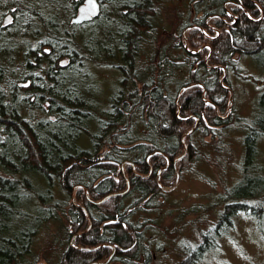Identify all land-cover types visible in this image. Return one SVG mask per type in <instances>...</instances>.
<instances>
[{
	"label": "trees",
	"instance_id": "trees-1",
	"mask_svg": "<svg viewBox=\"0 0 264 264\" xmlns=\"http://www.w3.org/2000/svg\"><path fill=\"white\" fill-rule=\"evenodd\" d=\"M98 1L100 14L76 24L85 0H0V264H153L169 254L158 234L178 236L189 216L202 227L190 220L195 231L178 242L176 264H207L213 256L226 264L218 255L239 219L264 221V93L249 112L257 127L240 124L239 175L229 186L231 155L221 146L228 140L214 139L218 118L198 84L227 114L226 92L211 80L221 71L208 64L232 69L241 55L264 67L261 23L210 39L193 25L215 35L209 25L224 23L205 20L232 5L191 0L192 12L166 43L162 0ZM185 41L192 50L210 48L192 54ZM196 116L199 126L185 135ZM199 132L213 139L202 145L214 146L224 181L207 203L181 208L174 197L182 177L208 179L193 169L202 156ZM178 175L171 191L158 182L172 187ZM174 212L169 231L163 225ZM44 241L51 252H40Z\"/></svg>",
	"mask_w": 264,
	"mask_h": 264
},
{
	"label": "rangeland",
	"instance_id": "rangeland-1",
	"mask_svg": "<svg viewBox=\"0 0 264 264\" xmlns=\"http://www.w3.org/2000/svg\"><path fill=\"white\" fill-rule=\"evenodd\" d=\"M191 0H162L159 4L160 7V20L162 21L161 24L163 28L167 27L166 32V43H170V37L172 35V32L176 29V27L179 25V23L186 18L192 10L190 9V3ZM238 62V65L243 67V70L248 71V67L245 65V63ZM234 77V76H233ZM236 81V79H235ZM248 83L247 81H244L241 84H234L235 87V105L234 108H238L239 114L243 116V114L246 115L248 113V109H252L253 103L250 104V102L254 101V95L256 92L254 89L249 86L248 89ZM253 111V110H252ZM249 114V113H248ZM251 114V113H250ZM254 115V114H252ZM249 116V115H248ZM218 130V129H217ZM216 130V131H217ZM224 130L223 128H219L217 135V138H214L215 140H228L227 145L221 144V146L226 147L225 152H228L230 156L229 161V172H228V178H229V186L233 184L234 181L238 178V172L240 164V155L242 153V140H243V133H241L239 130L234 128L233 130H227V133L225 134V137L223 139L222 135L219 133L220 131ZM196 140H200V146L199 149L201 151V158L197 161V163L193 164L194 171L198 173H205L208 174L210 177L204 174V176L208 179H204V181L198 180L194 174H189L190 176L182 177L181 182L177 188L176 196L174 199H179L181 208H190V206L194 204L201 203H207L208 199L206 198L208 193H212L213 195H216L220 189L223 181H220V178L218 176V173L221 169L220 160L218 161L217 153L213 152V145L211 146V152L202 145L203 140H213L211 138L206 137L202 132H199L196 134ZM217 141H213L212 144L216 143ZM209 143V142H208ZM260 147V156L259 161L260 164L264 162V140L259 142ZM207 157V159L205 158ZM215 167L218 172H214V169L210 167ZM192 167V166H191ZM202 173V174H203ZM210 180L212 183H216L215 188L210 186L209 182ZM170 188V187H168ZM177 197V198H176ZM178 216L177 212H174L172 217L166 216V222H164L163 227L169 228V231L171 228H173V222L176 223L173 219L175 216ZM193 219V223H195L197 226L202 227V222L197 220L198 218L196 216H189L188 218H185V220L180 223L179 226L182 224H185V229L181 231V233H178V236L166 234V235H159L158 239L160 238L163 240V245L167 244L169 254L163 257V255H159L156 257V261L153 264H176L178 261V256L180 255L178 247V242L180 239L184 237H192L194 229V224L190 223V220ZM193 225V226H192ZM182 236H181V235ZM196 237V235L194 234ZM193 236V237H194ZM42 241V240H41ZM42 249H40V252L47 253L52 251V246L50 243H41ZM38 246V249H39ZM174 247V249H173ZM223 249L218 255V258L222 257L223 259H226V264H264V221L263 223L259 224L257 222H253L251 220H247L244 218H240L237 225V230L235 231V234H232L231 237L226 240L223 245ZM41 248V247H40ZM173 249V251H172ZM43 250V251H42ZM165 252V251H164ZM171 253V254H170ZM181 256V255H180ZM214 258L208 259L207 264H224L223 262H219L220 259H217L216 256H213Z\"/></svg>",
	"mask_w": 264,
	"mask_h": 264
},
{
	"label": "flooded vegetation",
	"instance_id": "flooded-vegetation-1",
	"mask_svg": "<svg viewBox=\"0 0 264 264\" xmlns=\"http://www.w3.org/2000/svg\"><path fill=\"white\" fill-rule=\"evenodd\" d=\"M204 0H201V2ZM230 5H232V7H230ZM228 6L230 7V10L224 14H219V13H214V15H211L210 17H208L205 20V23L207 25H209V21L212 20L213 18H218L220 19L224 25L225 28L223 27H216V26H212L209 25L216 33L215 35H209L206 30H204V28L202 27L201 24H195L193 25L194 28H199L202 29V31L210 38V39H217L219 38L222 33H224V31L228 32L231 36V38H233V34L236 33L235 31H237L241 26H247L250 25V23L255 24L256 26L259 24V26L261 25L262 31L260 32V42H262L261 46V50L260 52L262 54H264V0H226L224 3V7L228 8ZM203 13H193L192 16H197V18H201ZM214 24H216L217 22H214ZM186 30L183 32V35L185 36ZM197 38H200V34L196 35ZM185 48L188 52L192 53V54H198L201 53L204 49H208L210 48L209 44L207 43H203L200 49L197 50H192L189 47H187V42L185 41ZM212 51L210 50L209 55L205 58V63L208 64L209 59L211 57ZM236 66L234 68H230L227 69L226 67H224L223 65L220 64H212L208 66L212 69H219L221 71L220 77L217 78L218 75H211V80H213L214 82H218L219 85L225 90L226 95L223 99V101H228L229 106L227 109V114H221L218 111V106L216 103H214L211 100H207L205 99V95H206V88H204V84L199 83L198 85H201L203 87V97L204 100L206 102L207 105H210L212 108H214L215 111V115L218 118V126H211L213 128H215V130H219V128H226V129H234L236 128L237 130H239L241 133H243V140H245V126H240V124L242 123V121L245 120V122H247L246 124L251 125L250 127L252 128H256L257 126L254 124L253 121V116H250V114H248L251 110L248 109V113L240 115L238 108H234L235 103V87L234 84H241L244 81H247L248 85L251 86L254 91L256 92V94L254 95V97H256L258 94H263L264 93V67H261L259 65L258 60H255L252 57H242L241 55H237L236 57ZM239 64L245 63V65L248 67V71L243 70V67L238 65V62H240ZM260 66V67H258ZM234 76V77H233ZM244 77H246L247 79H244ZM236 79V81H235ZM248 86V89H249ZM254 102V101H253ZM253 102H250V104H252ZM254 104V103H253ZM254 108V106L252 107ZM257 110V108L255 109ZM254 110V111H255ZM249 115V116H248ZM196 120V124L193 128V131L199 126L200 120L199 117L196 116L194 117ZM240 120L238 123L239 126H235L234 128H232L231 126L233 125L234 122ZM229 121V125L225 124L224 122ZM251 122V123H248ZM232 124V125H231ZM244 124V125H246ZM243 127V129H242ZM192 130L190 132H188L185 135H188L190 133L193 132ZM169 162L168 161V165L169 166ZM174 165H176V163L174 162Z\"/></svg>",
	"mask_w": 264,
	"mask_h": 264
},
{
	"label": "water",
	"instance_id": "water-1",
	"mask_svg": "<svg viewBox=\"0 0 264 264\" xmlns=\"http://www.w3.org/2000/svg\"><path fill=\"white\" fill-rule=\"evenodd\" d=\"M99 14H100V2L98 0H85V2L79 7L77 15L73 18V23L82 24L86 21L92 20L93 18L97 17ZM184 147H185V152L178 159H182L186 155L187 152L186 145ZM178 159L175 161V163L179 161ZM178 181H179V175L177 177L175 184L170 188H166L160 183V180L158 179L160 186L164 188V190L166 191H171L175 189V187L178 184Z\"/></svg>",
	"mask_w": 264,
	"mask_h": 264
}]
</instances>
